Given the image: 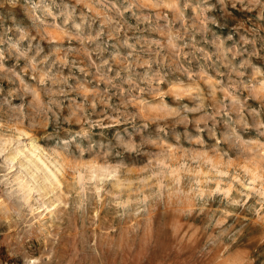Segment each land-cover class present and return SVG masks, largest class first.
<instances>
[{
  "label": "rangeland",
  "instance_id": "1",
  "mask_svg": "<svg viewBox=\"0 0 264 264\" xmlns=\"http://www.w3.org/2000/svg\"><path fill=\"white\" fill-rule=\"evenodd\" d=\"M0 264H264V0H0Z\"/></svg>",
  "mask_w": 264,
  "mask_h": 264
},
{
  "label": "bare ground",
  "instance_id": "2",
  "mask_svg": "<svg viewBox=\"0 0 264 264\" xmlns=\"http://www.w3.org/2000/svg\"><path fill=\"white\" fill-rule=\"evenodd\" d=\"M20 134L27 136L26 132L24 131ZM15 150L16 151H14V153L16 152V155H19V157L20 156L23 157L24 161H26L25 163L26 167L38 168L37 164H40L44 168V170L48 172L49 175H51L53 178H56L54 171H52L51 168H49L48 165L45 163L43 159L42 151L40 150L39 145L37 144L35 138L33 137L30 138L29 147H25L24 150L22 151L18 149H15ZM45 178L46 180H48L47 176ZM17 185H18V188L22 190L24 198L25 199L28 198L33 190L30 183L27 180H18Z\"/></svg>",
  "mask_w": 264,
  "mask_h": 264
}]
</instances>
